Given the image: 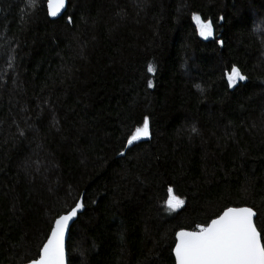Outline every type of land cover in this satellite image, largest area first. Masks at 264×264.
<instances>
[{
    "label": "trees",
    "instance_id": "1",
    "mask_svg": "<svg viewBox=\"0 0 264 264\" xmlns=\"http://www.w3.org/2000/svg\"><path fill=\"white\" fill-rule=\"evenodd\" d=\"M48 2L0 0V264L80 199L68 264H176L231 207L264 246V0Z\"/></svg>",
    "mask_w": 264,
    "mask_h": 264
},
{
    "label": "water",
    "instance_id": "2",
    "mask_svg": "<svg viewBox=\"0 0 264 264\" xmlns=\"http://www.w3.org/2000/svg\"><path fill=\"white\" fill-rule=\"evenodd\" d=\"M47 7L49 17L57 20L66 12L68 0H49ZM209 34L214 35L204 25L203 37ZM83 211L80 199L75 208L56 219L40 257L27 264H68L69 233ZM256 217L250 207H231L203 230L180 231L173 252L176 264H264V246Z\"/></svg>",
    "mask_w": 264,
    "mask_h": 264
},
{
    "label": "rangeland",
    "instance_id": "3",
    "mask_svg": "<svg viewBox=\"0 0 264 264\" xmlns=\"http://www.w3.org/2000/svg\"><path fill=\"white\" fill-rule=\"evenodd\" d=\"M177 203H178V201H177V199L174 198V197H172V199H171L170 202H169L170 206L173 207V208H174L175 206H177Z\"/></svg>",
    "mask_w": 264,
    "mask_h": 264
},
{
    "label": "flooded vegetation",
    "instance_id": "4",
    "mask_svg": "<svg viewBox=\"0 0 264 264\" xmlns=\"http://www.w3.org/2000/svg\"><path fill=\"white\" fill-rule=\"evenodd\" d=\"M198 30H203L202 28H201V26H198ZM207 30H209V32H212V30L211 29H207ZM203 36V35H202ZM211 35L209 34V35H207L206 37H210Z\"/></svg>",
    "mask_w": 264,
    "mask_h": 264
},
{
    "label": "bare ground",
    "instance_id": "5",
    "mask_svg": "<svg viewBox=\"0 0 264 264\" xmlns=\"http://www.w3.org/2000/svg\"><path fill=\"white\" fill-rule=\"evenodd\" d=\"M51 233V232H50Z\"/></svg>",
    "mask_w": 264,
    "mask_h": 264
}]
</instances>
